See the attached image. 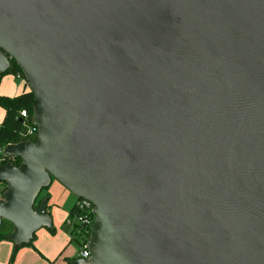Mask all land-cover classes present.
<instances>
[{"label": "water", "instance_id": "obj_1", "mask_svg": "<svg viewBox=\"0 0 264 264\" xmlns=\"http://www.w3.org/2000/svg\"><path fill=\"white\" fill-rule=\"evenodd\" d=\"M33 95L0 227L50 229L53 181L94 205L73 264H264V0H0V74Z\"/></svg>", "mask_w": 264, "mask_h": 264}, {"label": "trees", "instance_id": "obj_2", "mask_svg": "<svg viewBox=\"0 0 264 264\" xmlns=\"http://www.w3.org/2000/svg\"><path fill=\"white\" fill-rule=\"evenodd\" d=\"M8 75L16 76L25 81L23 74L21 73L19 67L16 65L14 61L10 62V68L8 69L7 72H5L4 74H0V83H1L2 78ZM32 102H33V95L29 91L23 92L22 94L15 96V97L0 96V108L5 111L4 118L2 120V123L0 124V148L5 147L8 144H17L22 141H26L27 139H30L31 141H35L37 134L32 138L22 137V134L25 131V128L21 120L19 119V112L22 110L28 111V113L31 116L33 115V112L31 109ZM20 163H21L20 159L16 158L15 165L19 166ZM0 186H2V190L0 191V197H1L2 193L6 190V184L1 183ZM49 188L43 189L40 192L38 198L36 199L35 205H38L42 200H46L48 203L50 199V195L48 194ZM73 213H74V209L72 206L68 212V217L72 218ZM66 230L70 236V242H76L81 247V250H82L87 241V237H85V234L82 233L81 231H77L76 228L70 229L67 227ZM10 231H11V224L6 221H3L0 227V241H4V237ZM47 231L51 234H54L55 231H54L53 225L50 229H47ZM34 240H35V235L33 236V239L29 244L23 245L19 247L17 250H13V253L11 254L9 258L8 264H13L16 253L20 248H23V247L33 248L32 244ZM76 259L77 258H72V259L67 258L65 259V263L73 264V261Z\"/></svg>", "mask_w": 264, "mask_h": 264}, {"label": "crops", "instance_id": "obj_3", "mask_svg": "<svg viewBox=\"0 0 264 264\" xmlns=\"http://www.w3.org/2000/svg\"><path fill=\"white\" fill-rule=\"evenodd\" d=\"M5 77H3L2 81L5 80ZM2 81L0 84V90H1ZM24 86L26 90H24L23 92H28L29 89L27 85L24 84ZM20 94L15 93L13 94L14 96H6V97H15ZM4 115H5V111L2 109V111H0V124L2 123ZM55 183L56 185H54V189L48 191V194L50 195V199L47 203V212H49L50 214L55 209V206L58 205L57 202L59 201L58 198L57 199L55 198L54 194L56 195L59 192L58 194L60 195V199H62L63 201V208L68 207L69 202H71V205L72 204L74 205L77 200V199L76 200L72 199L71 194L67 190H65L59 183H57L56 181ZM52 185H53V182L50 187H52ZM51 216L53 219V215ZM35 236L36 238L32 244L33 248L32 247L20 248L16 253L13 264H49V263L50 264H66L65 262L52 263L56 259L55 257L57 256V253L60 251L62 247V242H63L62 236L58 237L56 235L55 237H53L49 233H42L41 230H39ZM56 237H58V239ZM13 250L14 248L11 242H8L5 240L0 241V264H8L9 258L11 254L13 253Z\"/></svg>", "mask_w": 264, "mask_h": 264}, {"label": "rangeland", "instance_id": "obj_4", "mask_svg": "<svg viewBox=\"0 0 264 264\" xmlns=\"http://www.w3.org/2000/svg\"><path fill=\"white\" fill-rule=\"evenodd\" d=\"M3 79V78H2ZM2 81V80H1ZM1 84V83H0ZM25 81L21 78H18L13 75H9L5 77V80L2 81L1 90H0V96H14L13 94H17L26 90L24 86ZM28 87V86H27ZM29 89V88H28ZM18 90V91H17ZM2 111V109H0ZM54 185H56L55 181H53L52 187L49 188V190L54 189ZM2 190V186H0V191ZM48 190V191H49ZM58 191V190H57ZM59 193V192H58ZM54 194L55 198H58V202L55 206V209L51 213L53 215V228H54V234H51L47 231V229H41L42 233H49L51 236L55 237L56 235L58 237H63L62 247L60 251L57 253L56 259L52 263H61L65 262V258H78L81 247L76 242H70V236L66 230L67 226H65V220L68 217V210L71 209L73 204L71 205V202L68 203V207L63 208V201L60 199L59 194ZM72 199H77L74 195L71 194ZM71 206V207H70ZM70 207V208H69ZM36 235V234H35ZM58 237H56L58 239ZM36 238V236H35ZM60 239V238H59Z\"/></svg>", "mask_w": 264, "mask_h": 264}, {"label": "built area", "instance_id": "obj_5", "mask_svg": "<svg viewBox=\"0 0 264 264\" xmlns=\"http://www.w3.org/2000/svg\"><path fill=\"white\" fill-rule=\"evenodd\" d=\"M19 119L21 120L25 131L22 134L24 138H32L37 134L36 126L34 124V117L31 116L28 111L22 110L19 112ZM26 141H31L27 139ZM3 148H0V164L10 163L15 165L16 157H7L3 154ZM16 166V165H15ZM1 199V197H0ZM74 213L72 218L67 217L65 225L70 228H76L77 231H81L85 234V237H89L90 229L95 221V213H93L94 205L87 200H76L73 205ZM86 244V243H85ZM85 246V245H84ZM89 257L88 251L83 247L80 251L78 258L87 259Z\"/></svg>", "mask_w": 264, "mask_h": 264}]
</instances>
